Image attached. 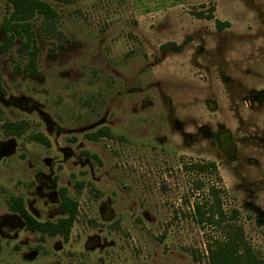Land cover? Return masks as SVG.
<instances>
[{"label": "rangeland", "instance_id": "1", "mask_svg": "<svg viewBox=\"0 0 264 264\" xmlns=\"http://www.w3.org/2000/svg\"><path fill=\"white\" fill-rule=\"evenodd\" d=\"M45 1L58 20H35L37 76L19 41L0 50V264H211L219 233L184 169L203 161L264 258V0ZM62 187L79 204L68 239L11 208L57 221Z\"/></svg>", "mask_w": 264, "mask_h": 264}, {"label": "trees", "instance_id": "2", "mask_svg": "<svg viewBox=\"0 0 264 264\" xmlns=\"http://www.w3.org/2000/svg\"><path fill=\"white\" fill-rule=\"evenodd\" d=\"M12 8L8 16L0 24V32L4 35V42L0 45L1 52L20 42L19 51L28 57L25 70L32 76H37L36 61L40 49L37 46L34 25L37 18H43L46 31H55L58 13L45 0H11ZM213 18L212 14H201ZM221 27L223 23L217 21ZM108 135L105 129L89 134L91 139H99ZM37 140L50 145V140L43 134L34 136ZM184 169L195 175L193 190L202 193V199L194 201L193 207L196 220L203 226H208L218 232V236L208 235L206 250L211 264H264L261 257L248 241L244 226L240 223V213L237 209L226 210L223 202V189L215 183H207L202 175L216 173L217 165L213 161L185 163ZM60 207L67 213L57 221L42 222L37 220L25 207L22 198L13 197L11 208L19 213L27 229L42 234L69 238L71 229L77 219L79 204L71 198L65 187L60 189Z\"/></svg>", "mask_w": 264, "mask_h": 264}]
</instances>
